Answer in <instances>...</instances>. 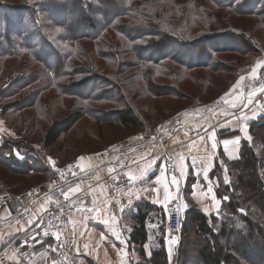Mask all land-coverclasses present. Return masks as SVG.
I'll return each mask as SVG.
<instances>
[{"label":"trees","instance_id":"16d2710c","mask_svg":"<svg viewBox=\"0 0 264 264\" xmlns=\"http://www.w3.org/2000/svg\"><path fill=\"white\" fill-rule=\"evenodd\" d=\"M209 1L215 11H230L240 16L259 17L264 10L262 7L264 0L258 3L259 10L258 6H255L258 0ZM21 2L25 9L21 12L9 11L6 14L4 8L9 6L0 3V62L31 57L42 66L39 73L46 75L52 87L56 86L62 93L76 97L84 104L82 109L50 127L44 138L45 148L55 146L58 140L83 118V114L101 121V125L119 123L123 128L130 130L143 127L140 117L135 114L134 104L128 92L118 83H111L110 90L113 91L109 93V90L103 89V82L99 81L90 88L86 87L85 82L78 87L77 84L69 86V82H62L63 79L71 77L69 65L70 62H74L72 59L80 46L77 44L82 40L95 42L108 30H113L124 38L137 59L136 67L140 68L132 75L133 81L130 82L133 85L129 86L134 88V80L138 79L136 83H142L147 91H151L149 96L155 98L166 97L153 90L155 81L159 82L161 77L181 78L189 74L190 70L196 69L218 71L219 64L221 62L224 64V61L220 60V63L214 66L217 53L246 52L254 54L257 58L264 56L263 45L252 36L243 35L242 32H226L216 34L212 38L204 36L201 30L207 29L210 25L206 26L207 23L203 20L206 11L201 9L198 0L187 3L178 10L182 18L175 19L169 17L172 14L167 12L168 10L162 12L160 4L154 1L144 3L142 6L136 5V0H21ZM122 20L126 21L120 23ZM196 30L199 33L193 32ZM203 49L207 52H203ZM199 50L202 53L198 56ZM170 62L187 71L170 66L168 64ZM161 65L163 70L165 69L164 72H160V69L154 70V67ZM39 73L37 77L30 76L28 81L33 83L38 79ZM158 77L160 78L156 79ZM45 84L47 81L42 82L33 97L41 94ZM132 87L130 89H133ZM135 93L142 94L140 91ZM33 97L31 99L35 100ZM220 97L211 103L217 102ZM84 101L105 102L122 108L115 109L114 113L106 117L94 108L91 110L88 102L85 104ZM203 105L207 104L200 107ZM183 112L185 111L181 110L175 116ZM162 125L159 124L156 130L154 129L155 132ZM251 134L253 142L251 144L249 141H243L240 159L229 161L224 158L226 171L222 166H217L213 173V178H216L219 184L217 194L223 202L218 215L209 217L197 208H190L187 212L182 224L176 264H264V117L252 123ZM4 141L6 140L0 145V156L3 161L5 157L9 158L6 160L9 162L7 172L19 176L40 172L41 167L36 165L43 162L37 161L36 155L29 153L19 162L14 152L20 145ZM16 185L18 183L10 187L14 188ZM225 197L229 199L225 200ZM240 210H244L246 214ZM148 214L149 208L135 216L131 245L136 244L143 248L148 242ZM192 235L196 237L194 240ZM162 242L161 240L160 243ZM174 263L175 260L172 264ZM146 264H171L165 246L157 249Z\"/></svg>","mask_w":264,"mask_h":264},{"label":"crops","instance_id":"0c3cea01","mask_svg":"<svg viewBox=\"0 0 264 264\" xmlns=\"http://www.w3.org/2000/svg\"><path fill=\"white\" fill-rule=\"evenodd\" d=\"M262 60L264 56L256 58L243 72L245 81L241 83V90L233 91L238 79L217 102L203 105L197 112H183L165 122L150 138L139 136L131 150L115 147L106 152L80 156L86 158L82 162L85 176L66 188L67 195L74 198L77 204L75 212L69 214L65 221V235L73 239L75 248L72 264H146L163 245L168 261L172 264L175 260L176 264L181 233L171 232L167 227L169 206L179 201L185 219L190 208H197L209 217L221 211L223 202L217 194L219 184L213 178V173L217 166H222L226 171L224 158L229 161L240 159L243 141L253 142L252 123L264 117V107L253 105L257 91L256 95L251 96L264 72V69H259L258 79L253 80L251 69ZM249 97L253 101L251 104L245 103ZM225 100L229 102L225 103ZM233 103L236 104L235 108L231 106ZM173 121L176 126L172 130L167 129L166 126L170 128ZM213 131L216 133V149L211 146ZM162 135H165V139H158ZM224 140L229 141L227 146ZM237 140L239 143H236ZM169 156L176 160V184L172 183L173 175L168 174L165 164ZM181 157L184 175H180ZM153 159L156 162L150 164ZM50 160L55 161V166ZM42 162L44 171L50 174L49 178L62 168L54 157ZM122 168L135 177L130 186L112 192L99 184L102 178ZM109 169L113 171L109 172ZM205 171L208 172V180L204 179ZM77 186V191H69ZM209 186L213 189L212 193L207 192ZM52 201L44 200L36 209L15 220H10L12 206L0 205V250L22 233L42 230V217ZM148 208L149 240L143 248L131 245L134 218ZM205 209L208 211L205 212ZM47 233L45 244L35 251V255L20 259L14 253H9L10 264H35V258L43 249L48 250L49 255L41 264H58L51 249L52 233ZM169 241L175 243L169 244Z\"/></svg>","mask_w":264,"mask_h":264},{"label":"rangeland","instance_id":"374dc122","mask_svg":"<svg viewBox=\"0 0 264 264\" xmlns=\"http://www.w3.org/2000/svg\"><path fill=\"white\" fill-rule=\"evenodd\" d=\"M150 1L159 3L162 12L168 10L167 12L172 14L169 17L173 19L182 18L178 10L185 7L187 3L196 2V0H136L135 4L142 6ZM198 1L201 9L206 11L203 20L207 23L206 26L210 25L207 29L201 30L204 36L212 38L216 34L242 32L247 37L255 38L264 48V10L261 13L262 16L259 17L240 16L230 11H215L211 8L209 0ZM243 1L246 0H241V2ZM260 1L255 2L258 10ZM0 3L9 6L4 8L5 14L9 11L21 12L25 9L21 0H0ZM262 7L264 8V4ZM125 21L122 20L120 23ZM193 32L199 33L197 30ZM77 45H80L78 54L76 53L72 59L74 62H70L69 65L70 80L66 78L62 82H69V86L77 84V87L85 82L86 87L90 88L99 81L103 82V89L109 90V93L113 91L110 90L111 83H118L128 92L129 98L134 104L135 114L140 117L143 127L130 130L123 128L119 123L101 125V121H96L92 116L83 114V118L71 131L62 136L55 146L45 148L44 138L50 127L55 122H60L82 109L84 104L76 97L62 93L56 86L52 87L46 75L39 73L42 66L31 57L3 60L0 62V122H2L0 123V140H2L1 143L6 140L20 145L14 152L17 161H23L30 153L36 155L37 161L39 159L47 161L50 157H54L64 167L82 155L106 152L115 147L122 149L127 143L133 145L134 140L142 135L145 138H150L155 134L159 124H164L177 117L175 115L179 111L197 112L200 105L211 103L223 96L236 83L239 75H242L257 58L254 54L246 52L215 53L214 66L220 63V60L224 61V64L222 62L219 64L218 71L196 69L190 70L189 74H185L181 78L161 77L159 82L155 81L153 90L166 97L155 98L152 95L149 96L151 91H147L142 83H136L138 79L134 80L135 89L129 86L133 85L130 82L133 81L132 75L140 68L136 67L137 59L131 53L128 42L117 35L115 31L108 30L101 39L95 42L82 40ZM203 52L207 51L203 49ZM199 53L202 51H198V56ZM113 57L116 59L112 60ZM168 64L173 65L171 62ZM173 66L187 71L175 64ZM159 69L160 72L165 70L162 65L154 67V70ZM37 73H39V77L33 81V85L28 80L30 76L37 77ZM76 73L78 74L75 75ZM44 81H47V84L41 90V94H37L36 98L33 97L35 90ZM136 91H140L142 94H137ZM87 105L92 108L91 110L94 108L106 117H109L110 113H114L115 109L122 108L98 101L88 102ZM172 124L170 128L167 125V129L172 130L176 126L175 121ZM4 160L0 156V197L6 194L16 197L50 179V174H46L44 165L41 163L36 165L41 167L40 172L19 176L7 172L9 162L6 160L9 158L5 157ZM15 183L18 185L14 188L10 187ZM195 238V235H192V240Z\"/></svg>","mask_w":264,"mask_h":264},{"label":"built area","instance_id":"2783aa9c","mask_svg":"<svg viewBox=\"0 0 264 264\" xmlns=\"http://www.w3.org/2000/svg\"><path fill=\"white\" fill-rule=\"evenodd\" d=\"M262 86H264V72L260 76L258 84L255 86L257 95L255 96L253 105L257 108L264 107V92L259 91ZM158 139L164 140L165 135L158 137ZM132 148L133 145L127 143L122 147V150H131ZM78 163L80 161L76 159L58 169L60 171L56 170L53 177L43 181L41 185L21 193L16 197L10 195L0 197V205L7 204L12 206L10 220H15L19 216L33 211L46 199L53 200L42 217L43 229L33 233L25 232L15 237L4 249L0 250V264H10L9 253H14L20 259L35 255V251L41 249L45 244V232L47 231L52 233L51 249L55 252L58 264H72V259L75 256V248L73 239L65 235V221L69 214L75 212L77 204L74 198L67 195L66 188L71 187L85 176V173L76 167ZM165 164L168 174L175 175L177 172L176 160L169 156L165 160ZM130 177L127 170L122 168L102 178L99 184L112 192H118L133 183V179ZM184 221L185 217L181 203L179 201L172 203L169 206L168 229L171 232L180 234ZM48 255V250H41L35 258V264H41L43 261H46Z\"/></svg>","mask_w":264,"mask_h":264},{"label":"snow or ice","instance_id":"6c2138e0","mask_svg":"<svg viewBox=\"0 0 264 264\" xmlns=\"http://www.w3.org/2000/svg\"><path fill=\"white\" fill-rule=\"evenodd\" d=\"M57 31H60V29H57ZM259 69H264V60H262V61H258V62L256 63V65H255V67H253V68L251 69V78H252L253 80L258 79V74H257V73H258V70H259ZM243 81H245V76L241 75V76L239 77V81L234 85V87H233V91L241 90V83H242ZM259 91H260V92H264V86L260 87ZM254 95H256V91H255V90H253V92L251 93V96H254ZM87 102H88V101H84L85 104H86ZM228 102H229V101L225 100V103H228ZM252 102H253V101H252V99H251L250 97L246 99V103H247V104H251ZM231 106H232L233 108H235V107H236V104L233 103ZM0 123H2V122H0ZM211 138H212V140H213V143H212L211 146H212L213 149H216L217 145H216V143H215V138H216V133H215V131H213V132L211 133ZM249 138H250V137H249ZM201 139H203V137H201ZM223 143H224L225 146H227V145L229 144V141H228V140H224ZM236 143H239V140H237ZM85 159H86L85 157H79V158H78V160L80 161V163H78V164L76 165V167L80 168L81 171L84 170V168H83V163H82V162H83ZM155 162H156L155 159H153V160L150 162V164H154ZM50 163H51L53 166H55V161H51V160H50ZM193 163H194V161H193ZM70 170H71V169H70ZM57 171H60V170H57ZM108 171L111 172V171H113V169H109ZM196 174L199 175V173H196ZM61 175H63V173H61ZM73 175H75V173H73ZM180 175H184L183 157H181ZM130 178L135 179V177H130ZM208 178H209V177H208V172L205 171V172H204V179H205V180H208ZM226 182H227V181H226ZM172 183H173V184H176V183H177V177H176L175 175H173V177H172ZM78 187H79V186H77V187H75V188H70L69 191H70V192H75V191L78 190ZM212 191H213L212 187L209 186V187L207 188V192H208V193H212ZM170 198H171V197H168V199H170ZM213 199H216V197L213 196ZM224 199L227 200V199H229V198H228V197H225ZM217 203L219 204V200H217ZM185 207H186V205H185ZM207 211H208V210L205 209V212H207ZM240 211H241L243 214H246V213L244 212V210H240ZM47 234H48V233L45 232V235H47ZM168 243H169V244H172V243H175V241H169ZM168 251H169V257H171V247H169Z\"/></svg>","mask_w":264,"mask_h":264}]
</instances>
